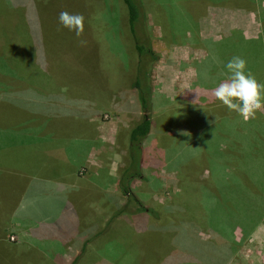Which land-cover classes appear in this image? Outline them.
I'll return each instance as SVG.
<instances>
[{
  "label": "rangeland",
  "instance_id": "374dc122",
  "mask_svg": "<svg viewBox=\"0 0 264 264\" xmlns=\"http://www.w3.org/2000/svg\"><path fill=\"white\" fill-rule=\"evenodd\" d=\"M186 2L141 1L144 24L158 60L151 71L153 134L143 143V177L133 178L131 185L135 199L150 211L133 214L138 206L128 201V210L120 218L113 217L106 231L99 232L75 258L71 252L76 256L81 249L77 244L82 243L77 240L96 233L86 221L91 220V226L98 222L92 214L71 215L72 209L90 208L80 202V183L71 187L44 181L34 175L29 162L21 165V173L33 179L21 177L15 159L31 161L32 155L36 161L41 154L38 151L53 143L56 135L87 138L94 131L98 148L94 152L107 148L111 154L107 161L114 170L124 166L129 131L140 115L130 85L138 57L126 10L121 0H0V166L17 171L0 172V264H210L205 261L217 257L215 242H206L211 228L206 217L213 208L217 210L215 202L203 207L208 184L178 180L186 157L184 147L179 152L180 146L193 139V132L186 139L175 129L157 131L167 120V115L161 114L169 105L164 96L183 92L176 85L163 88L159 80L164 73L171 74L162 69L170 60V42L181 41L180 31L187 35L183 8L191 13L199 8L191 9ZM201 3L205 4L201 14L217 15L221 10L209 0ZM62 10L84 16L81 36L59 24ZM183 48L175 53L180 64L181 50L187 53V47ZM157 67L161 69L155 72ZM173 122L178 123L177 118ZM183 165H189V180L195 181L198 167ZM107 187V196H111L106 201L120 208L126 197L114 184ZM93 191L91 188L90 193ZM173 216L181 220L175 228L168 223ZM234 234L240 244L234 254L224 258V264H264V217L250 236L243 237L240 227Z\"/></svg>",
  "mask_w": 264,
  "mask_h": 264
},
{
  "label": "crops",
  "instance_id": "0c3cea01",
  "mask_svg": "<svg viewBox=\"0 0 264 264\" xmlns=\"http://www.w3.org/2000/svg\"><path fill=\"white\" fill-rule=\"evenodd\" d=\"M216 6L221 8L219 13L215 11L217 15L200 14L189 19L192 20L189 21V24L194 26L193 30L192 26L190 28V26L186 25L187 29L185 27L184 29L187 31V35L180 31L181 41L170 42V60L162 65L163 71L167 70L171 73L169 76H166L162 71L163 75H165V77H161L159 80L162 82V87L176 85L178 89L183 88V92L175 97L172 93L167 92V97L164 96L165 102L169 105L166 107V110L161 111V114L167 115V120L163 128L157 131L161 134L166 133V130L169 132V130L175 129L174 132H177L179 137L182 136L186 139H188L189 135L182 133L190 134V132H193V139L186 140V142H183V146H180V153L183 151L181 147L185 148L184 151L186 150V157L183 159L181 168L182 171L177 172L180 177L178 179L180 183H195L209 178V171L205 169L206 167L228 166L230 161L233 160L231 155H233L234 147L239 148L243 153L250 150V145L247 142L251 141L250 143L252 144H263L260 150L264 152V112H257L254 119L245 121L241 115L235 111H230L212 95V90L229 76L226 67L220 68L218 65L212 63V59L217 52L224 53L226 55V62H228L230 60L228 56L230 58L238 56L241 50L240 57L246 60L244 58L245 49L249 46L254 47L255 44L259 45L261 48L258 50L259 56L257 53L255 59L251 58L250 71L258 82L264 83V47L261 43V38L264 35V25L260 23L256 14L250 9L239 6ZM184 46L187 47L185 49L187 53L181 50L180 57L182 64H180L176 62L175 53L177 48H183ZM234 49H236V55L232 52ZM158 69L161 68L157 67L155 72ZM171 69H173V72ZM201 78L209 82L208 88H210L209 92H204V97L197 96V91L192 92V85H199ZM162 91L165 90L162 89ZM154 99L153 95V103ZM177 103L180 105L177 106ZM172 114L174 118L171 116ZM175 118H177L178 123L173 122ZM171 119L173 120L171 121ZM251 130H256L255 132L260 135L257 134L256 138L254 136L253 138H249ZM92 133L87 138L80 135L71 139L66 138L64 134L56 135L58 137H56L53 143L49 146L45 145L44 148L38 151L41 154H38L36 161H33L32 155L29 158L32 159L31 161H24L19 156L15 159L19 161L20 172L18 173L21 177L33 179V177L30 178L29 175H26V173H21V165L24 162H29L30 169H34V175L44 181L56 182V184L61 183L63 185H70L71 187L75 186L74 183H80V194H78L80 202L84 206L87 204L90 208H87L89 209L87 211L82 210L83 208L79 207V202H77L80 210L74 211L71 208V211H73L71 215L86 217L87 214H92L96 216L98 219L96 224L91 226V220L90 222L86 221V224L91 228L92 232H98V235L94 233V235H89L86 238L84 235V238L78 239V242H82L80 245L77 244L81 249L76 251V256L72 253L73 251L71 252L73 254L72 257L75 258L79 257L82 253L83 246L90 244L93 239H96V236L100 235L99 232L105 230L107 221L105 216L108 213L113 214L115 212L116 206L106 201V197L111 196H107V185L114 184L118 191L120 190L121 192L117 182L119 168L115 171L112 163L107 161V157L111 155L107 152V148L106 150L103 149L104 152H94V149L98 148L94 140V131ZM151 133L153 134L152 129ZM69 135L67 136L69 137ZM238 136L242 137L241 146L235 145L239 141L237 140ZM260 136H263V138H259ZM259 160L261 161V158ZM180 162H178V165H181ZM184 163H191L197 166L198 171L195 174L200 177L196 175V180L190 181L189 176H192V173L187 170V165H183ZM34 164L35 167L33 166ZM5 171L17 173L16 170H9L7 167L3 168L0 166V172ZM183 176L185 177L184 180L181 179ZM131 187L133 186L131 185ZM91 188L94 191L90 193ZM81 220L85 223V220ZM65 222L68 223V221ZM99 222L101 223L100 226ZM83 228H85V225ZM65 261L69 262L70 260Z\"/></svg>",
  "mask_w": 264,
  "mask_h": 264
},
{
  "label": "trees",
  "instance_id": "16d2710c",
  "mask_svg": "<svg viewBox=\"0 0 264 264\" xmlns=\"http://www.w3.org/2000/svg\"><path fill=\"white\" fill-rule=\"evenodd\" d=\"M141 1L142 0H121L126 10V24L128 31L131 34L132 43L138 57L135 76L130 85L135 91L136 109H138L140 115L129 131L128 149L124 160L125 164L119 169V176L117 178L118 186L126 197V201L120 208L115 209V212L110 216L109 220L106 221L105 230L109 227L110 221L113 217H118L128 210V201H133L138 206L133 214L136 212H144L146 210L150 211L149 208H145L137 199H135L131 187V180L133 178L143 177L141 168L143 143L150 134L154 123L152 115L150 114L153 108L151 71L153 64L158 60V55L152 49L146 25L144 24V8ZM204 1L205 0H187L186 3L189 8L196 9L198 6L199 8L194 12L192 11V13L190 10L183 8L182 12H185V14L183 13V24L189 23L190 18L192 19L194 16L201 14L202 7L205 8V4L201 2ZM209 1L214 5L229 7L239 6L250 9L256 14L260 23L264 25V0ZM186 25L187 24H185V26ZM140 28L143 30L141 31ZM261 39V43L264 47V35ZM256 45L257 44H255L254 47L249 46L245 49L246 55L244 54V58L248 61L247 70H250L251 58L255 59L257 53L259 56L258 50L261 48L259 45ZM240 51L238 56L241 55ZM232 52L236 55V49ZM228 57L231 59L230 56ZM212 63L218 65L220 68L225 67L227 63L226 55L217 52L212 59ZM205 80L206 79L201 78L199 85L193 84L192 92L194 93L197 91L198 96L204 97V92L210 91V88H208L209 82ZM174 109L177 111L176 108ZM251 131L250 135L247 133L249 138H253V136L256 138L257 134L260 135L255 132L256 130ZM259 138H263V136H260ZM237 140L239 141H237L235 145L241 146L242 137L238 136ZM250 142H247L250 145V150L244 153L240 151L239 148L234 147L232 152L233 155H231L233 160L230 161L231 164L229 163L228 166H216L218 167L216 170H211L210 167H206L205 169L209 171V179H203L198 182V184L201 185L207 183L209 186V188L207 186V190L209 191L208 196L210 197L204 196L202 198L206 202L203 207L207 209L208 204L212 207L213 202H215L214 206L217 205L216 211H214L213 208L211 215L207 217L205 216L206 223L211 227L210 230H207L210 233V237L206 239V242H215L216 245H213L217 249V257L214 260L209 258L208 261H205L210 264H224V258L234 254L235 249L240 244V241L236 239L234 234L237 227L242 229L243 237L250 236L255 227L264 217V166L261 162L262 160H259V158L264 157V154L260 153L263 144H252ZM188 166L189 165H187V169ZM225 191L227 195H225ZM224 196H229L230 198L224 200ZM175 217L177 216L175 215ZM169 222L171 224L170 227L175 228L178 227L176 225H178L181 220L179 218H174L173 216L168 223ZM191 247H194V245ZM74 262L76 263V261H72L71 263L74 264Z\"/></svg>",
  "mask_w": 264,
  "mask_h": 264
},
{
  "label": "clouds",
  "instance_id": "9594fccd",
  "mask_svg": "<svg viewBox=\"0 0 264 264\" xmlns=\"http://www.w3.org/2000/svg\"><path fill=\"white\" fill-rule=\"evenodd\" d=\"M84 19L82 14L67 10H62L58 15L59 24L74 32L77 37L84 31ZM225 67L229 76L212 90L214 98L230 111L237 112L245 121L254 119L257 112H264V83L258 82L251 71L247 70V61L240 56H234Z\"/></svg>",
  "mask_w": 264,
  "mask_h": 264
}]
</instances>
